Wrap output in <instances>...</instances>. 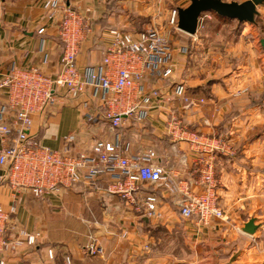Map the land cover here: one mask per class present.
<instances>
[{"label": "crops", "instance_id": "0c3cea01", "mask_svg": "<svg viewBox=\"0 0 264 264\" xmlns=\"http://www.w3.org/2000/svg\"><path fill=\"white\" fill-rule=\"evenodd\" d=\"M47 1L0 0V84L15 69L37 68L53 78L59 74L63 13L60 9L50 18ZM163 2L62 0L61 6L74 9L90 30L77 57L79 71L102 67L114 44L113 31L139 34L155 29L168 34ZM258 11L256 24L238 23L233 48L237 55L231 65L220 57L204 55L202 61L196 57L205 36H189L184 43L185 38L176 35L180 41L169 43L171 57L163 71L140 82L146 96L160 94V99L142 102L138 108L142 117L146 115L144 120L132 116L123 128L113 129L104 120L109 95L88 90L72 99L59 90L55 103L33 116L31 141L58 151L65 138L74 135L76 150L88 152L97 142L119 143L130 158L154 150L169 181L141 184L128 200L108 192L124 174L105 172L93 178L82 174L72 188L43 199L21 191L14 200L8 180L1 181L7 169L0 167V204L6 212L14 210L12 234L22 243L14 251L0 253V260L7 264H65L68 258L73 264H264V109L258 91L264 85V6ZM216 21L212 23L221 24L216 29L219 34L228 22ZM245 88H250L247 94ZM177 90L196 105H187ZM7 96L6 90L0 91V120L13 125L14 114L3 111ZM173 120L189 132L222 143L225 150L198 152L176 140L168 126ZM209 164L215 168L216 194L225 217L199 224L197 219H184L180 206L188 196L204 191L198 181ZM150 195L158 199L153 218L145 215ZM251 221L253 234L245 232ZM21 231L39 232L42 238L36 246H27L17 236ZM93 240L103 248V256L87 255L85 248Z\"/></svg>", "mask_w": 264, "mask_h": 264}, {"label": "built area", "instance_id": "2783aa9c", "mask_svg": "<svg viewBox=\"0 0 264 264\" xmlns=\"http://www.w3.org/2000/svg\"><path fill=\"white\" fill-rule=\"evenodd\" d=\"M61 4L62 0H48L45 3L50 18L60 9L63 13L59 31L64 50L59 74L53 78L37 68L15 69L0 84V91L6 90L8 95L7 107L3 111L14 114L15 120L13 125L0 120V167L8 172L1 181L8 180L14 200L21 191H29L33 197L43 199L62 189L72 188L81 180L82 174L93 178L105 172H119L125 177L116 179L108 187V192L132 200L141 184H158L168 180L165 170L156 162L154 150L130 158L126 155L127 148L119 143L97 142L90 151H79L74 148L76 136L71 135L65 138L62 150L53 151L30 140L33 116L52 106L59 90H65L72 99L81 98L88 90H94L109 95L104 120L111 128H123L126 120L132 116L144 120L147 117H142L138 108L143 106L142 102L150 104L151 100L160 99V94L157 91L146 96L140 82L151 73L163 71L171 57L169 43L155 29L139 34L113 31L114 44L105 53L102 67L81 73L77 57L90 31L89 26L74 9L62 7ZM205 18L210 17L204 14L200 25ZM172 23H178L177 10L173 13ZM176 94L187 105H196L182 91L177 90ZM168 126L176 140L189 143L198 152L216 154L225 150L222 143L187 131L178 120L170 121ZM198 183L204 191L187 197L180 206L181 216L184 219H197L199 224H208L213 218L223 219L225 214L216 194L213 164L207 166ZM157 208V197L148 196L146 217L153 218ZM13 211L6 212L0 204V253L14 251L22 244L12 234L10 219ZM17 236L23 237L27 246H36L42 238L39 232L21 231ZM85 251L89 257L104 255L103 248L96 240ZM49 257L52 259L53 251L49 252ZM0 264L7 262L0 260ZM65 264L73 262L68 258Z\"/></svg>", "mask_w": 264, "mask_h": 264}, {"label": "rangeland", "instance_id": "374dc122", "mask_svg": "<svg viewBox=\"0 0 264 264\" xmlns=\"http://www.w3.org/2000/svg\"><path fill=\"white\" fill-rule=\"evenodd\" d=\"M224 2H236L235 0H222ZM165 3V13L167 14V20L165 19L163 21V27L165 30H167V32H171L170 34H163V36L167 39L168 43L172 44L175 43L177 41H180L179 39L176 38V35L179 36H183L185 39L183 40V42L185 43V40H189V36L188 34L180 31L178 29V23L173 24L172 23V19H173V13L174 11H176L177 9H185L187 7H189V5L191 4L190 0H164ZM177 10V11H178ZM209 17H213L212 21H209L211 18H205L203 23H201L198 33L199 36H205V39H201L200 40V44H199V50H196V57L198 59H200L201 61L203 60V56L205 55L206 58L209 59H223L224 61H227V63L229 65L232 64L231 61L235 60L234 58L237 55L236 49V45H234L236 43V40H238L237 36H236V31L238 28V21H226V19H222L220 17H218L216 14L213 13H207ZM216 18H220L221 20H223L224 22H228V24H225V26L222 27L221 33L217 32V28L220 27L221 24L216 25L217 23H212V22H217ZM182 41V40H181ZM187 46V45H186ZM230 52V53H229ZM246 52H242L240 54H243ZM226 56L227 58L224 59L223 57ZM242 57V56H241ZM241 60H245V57H243ZM238 61L237 62V66L241 65V63L243 61ZM231 63V64H230ZM263 85V84H262ZM260 85V89L258 87V91H259V103L261 105V108L264 109V85L262 86ZM255 89H257L256 85L254 86ZM246 91H250V88H245V91H243L244 94H247ZM246 92V93H245ZM254 103L256 104L257 101L255 99ZM11 225V222H10Z\"/></svg>", "mask_w": 264, "mask_h": 264}, {"label": "water", "instance_id": "95a60500", "mask_svg": "<svg viewBox=\"0 0 264 264\" xmlns=\"http://www.w3.org/2000/svg\"><path fill=\"white\" fill-rule=\"evenodd\" d=\"M185 9L178 10V29L190 36H195L199 30L200 20L204 14L213 13L220 18L236 20L244 24H256L259 16L258 8L264 6V0H249L243 3L224 2L222 0H190ZM254 222L251 221L245 229L253 234Z\"/></svg>", "mask_w": 264, "mask_h": 264}, {"label": "trees", "instance_id": "16d2710c", "mask_svg": "<svg viewBox=\"0 0 264 264\" xmlns=\"http://www.w3.org/2000/svg\"><path fill=\"white\" fill-rule=\"evenodd\" d=\"M222 19H224V18H222ZM226 20H228V19H226ZM236 21V20H235ZM238 23H240V22H238ZM240 24H244V23H240Z\"/></svg>", "mask_w": 264, "mask_h": 264}]
</instances>
